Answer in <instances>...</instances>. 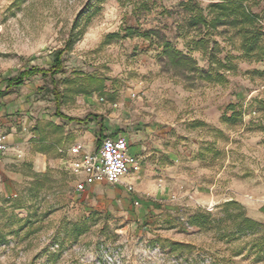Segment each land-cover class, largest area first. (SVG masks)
Listing matches in <instances>:
<instances>
[{
    "label": "rangeland",
    "instance_id": "rangeland-1",
    "mask_svg": "<svg viewBox=\"0 0 264 264\" xmlns=\"http://www.w3.org/2000/svg\"><path fill=\"white\" fill-rule=\"evenodd\" d=\"M220 1L0 0V86L31 68L48 70L64 50L60 73L36 74L12 86L11 97L23 121L60 119L72 137L58 166L1 202L0 230L12 233L0 264H107L105 252L119 264H264V223L247 209L264 200V62L242 56L234 17L204 22ZM247 6L264 41V0ZM165 43L194 65H173ZM57 95L59 112L77 121L55 116ZM85 134L81 145L92 151L103 137L124 138L129 156L140 151L131 190L140 200L130 216L91 210L93 194L75 191L82 176L71 171L69 149ZM230 201L240 209L228 213L260 227L243 232L239 219L224 218ZM201 213L224 220L189 226Z\"/></svg>",
    "mask_w": 264,
    "mask_h": 264
},
{
    "label": "crops",
    "instance_id": "crops-1",
    "mask_svg": "<svg viewBox=\"0 0 264 264\" xmlns=\"http://www.w3.org/2000/svg\"><path fill=\"white\" fill-rule=\"evenodd\" d=\"M2 89L0 138H3V149L0 150V204L4 199L14 196L17 187L31 180L33 175L45 173L48 168L58 166L62 162L61 159L67 155V141L72 138L67 125L60 123V119L56 121L45 116H29L24 121L20 119L17 112L22 108L21 103L16 108L13 102L17 96L11 97L14 88L5 86ZM89 139L90 136L85 134L75 140L77 143L85 144L89 143ZM84 149L86 152H92L86 146ZM130 149L129 147L128 151ZM60 150L63 151L62 154ZM134 150L135 155L130 158L136 161V153L140 151H136L135 148ZM136 163L139 169L127 174L128 181L121 179V184L116 185L97 182L86 188L84 192L88 195L93 194L90 200L91 210L105 209L107 213L119 214L120 218L130 216L135 211L134 205H138L140 197L137 192L131 190L143 169L138 161ZM260 202L261 204L247 203V209L250 218L264 223V200Z\"/></svg>",
    "mask_w": 264,
    "mask_h": 264
},
{
    "label": "trees",
    "instance_id": "trees-1",
    "mask_svg": "<svg viewBox=\"0 0 264 264\" xmlns=\"http://www.w3.org/2000/svg\"><path fill=\"white\" fill-rule=\"evenodd\" d=\"M249 0H221L218 4L210 5L209 8L212 13L217 12V16L212 19L210 22L204 21L208 26L215 27L217 24H223L224 20L229 17H234L232 21L233 26H240V50L242 51V56L248 60L253 59L255 62H264V41L261 40L263 36V28L258 25L259 17L254 14L250 8L247 6ZM64 50H57L53 54V65L48 70H42L38 68H31L21 72L18 76L12 77L7 80L8 87L17 86L20 87L23 85L24 81L28 78L35 76L36 74H47L50 73L51 76H54L61 72L62 70V55ZM163 54L168 58V60L173 65L188 66L194 65V60L183 55L182 53L174 50L168 43L163 45ZM201 75L208 80H213L218 82V77H212L208 73L199 70ZM59 100L58 95L55 97L56 113L57 118L66 119L69 122L77 121L76 119L66 117L59 112ZM224 122H227V117L222 116ZM36 177V175H35ZM34 189V188H33ZM240 209L238 203L234 201L227 202L223 205L224 218L228 220L239 219V224L242 227L243 232L246 231H255L260 225L256 222L251 221L248 218L242 216L241 213H228L229 209ZM209 214H198L193 215L189 218L188 224L191 227L196 229H203L207 226L218 228L219 225L223 222V218L209 220ZM209 220V221H208ZM20 223V219H16L14 215L9 216V222ZM24 225L20 226L22 229ZM11 231L3 233L0 230V245L4 244L7 237L11 235Z\"/></svg>",
    "mask_w": 264,
    "mask_h": 264
},
{
    "label": "built area",
    "instance_id": "built-area-1",
    "mask_svg": "<svg viewBox=\"0 0 264 264\" xmlns=\"http://www.w3.org/2000/svg\"><path fill=\"white\" fill-rule=\"evenodd\" d=\"M0 86V94L2 92ZM3 138H0V150L3 149ZM128 143L122 137H103L98 147L92 152H86L81 144L73 145L69 151L76 159L71 165V171L76 177L75 191L83 193L87 187L97 182H107L113 185L121 184L122 177L136 172L139 168L128 155ZM63 153L62 150L59 151ZM130 189V187H128ZM107 264H119L118 254L105 252Z\"/></svg>",
    "mask_w": 264,
    "mask_h": 264
}]
</instances>
